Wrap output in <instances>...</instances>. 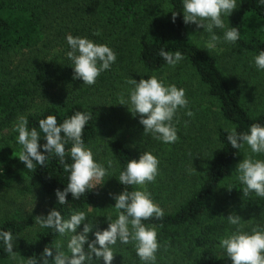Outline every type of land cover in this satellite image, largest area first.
Wrapping results in <instances>:
<instances>
[{"label":"trees","instance_id":"16d2710c","mask_svg":"<svg viewBox=\"0 0 264 264\" xmlns=\"http://www.w3.org/2000/svg\"><path fill=\"white\" fill-rule=\"evenodd\" d=\"M173 11L179 13L174 23ZM182 12V0H0V137L23 115L29 129L40 132L39 143L44 144L39 120L54 115L59 124L77 111L89 114L92 119L83 140L89 148L103 142L101 154L108 157L107 164L113 162L116 195L124 190H147L164 212L161 219L143 221L157 228L161 247L156 264H223L216 250L219 238L236 230L227 216L239 215L246 232L257 222L264 223V197L243 194L244 185L238 178L231 179L243 149L232 148L225 130L235 125L238 132H247L252 124L264 125V111L253 114L245 107L242 92L232 87L218 57L192 42ZM224 21L226 28L215 30L221 38L227 27L240 31L235 44L224 42L231 52L255 57L264 50V5L259 0H237V8ZM69 34L107 44L117 54L115 63L93 85L74 78L66 55ZM161 48L173 53L179 50L185 59L171 67L160 57ZM150 75L184 88L194 113L188 117L185 109L178 111L179 139L174 144L144 135L139 115L130 112V105L119 104L121 97L128 98L131 78L139 82ZM17 136L0 147V190L14 185H24L26 193L36 190L45 202L41 217L53 208L65 219L74 211H85L93 224L89 239L94 240L96 231L107 228L108 211L118 215L115 200L106 197L100 203L89 189L78 200L69 193L67 203L60 205L55 191L68 183L66 165L72 163V142L65 144L64 164L52 153L45 167L36 164L28 169L18 158L22 147ZM143 151L159 158L156 180L143 189L121 184L120 172ZM218 193L226 196L214 206ZM31 223L32 218L23 216L0 222V231H10L18 239L22 264L28 258L41 261L45 247L55 249L58 240L63 242L62 250L68 251V240L64 242L52 228L38 225L29 233ZM82 228L83 224L78 229ZM113 249L112 264H143L136 255L135 241H118ZM9 258L0 242V264Z\"/></svg>","mask_w":264,"mask_h":264},{"label":"clouds","instance_id":"9594fccd","mask_svg":"<svg viewBox=\"0 0 264 264\" xmlns=\"http://www.w3.org/2000/svg\"><path fill=\"white\" fill-rule=\"evenodd\" d=\"M259 4L264 5V0H259ZM182 7L184 23H193L209 34L205 43L207 50L217 49L221 40L235 44L239 39L240 31L237 27H227L222 38L215 31L226 28L224 16L229 17L237 8V0H182ZM178 14L172 12L173 23ZM66 41L70 48L66 55L72 62L74 78L82 79L83 84H95L97 77L109 70L117 59V54L110 46L96 43L88 37H74L69 34ZM159 55L171 67H176L185 59L179 50L173 53L161 48ZM253 62L257 70L264 71V50L253 58ZM128 83L133 87L127 100L121 97L119 104L130 105V112L134 116L139 115L144 135H151L163 144L176 143L179 139L178 111L185 109L186 116H194L188 107L189 100L185 89L178 88L175 84H166L156 75H150L148 79L141 78L139 82L131 78ZM90 119L92 117L89 114L77 111L58 124L54 115H48L39 120V129L46 140L44 144L39 143L40 132L36 128L29 129L26 116H19L14 125V130L18 133L17 143L22 147L18 158L28 169H33L36 164L45 167V162L52 153L64 164L65 144L72 142V163L66 165L69 171L68 183L63 190L55 191L60 205L67 203L69 193L72 199L78 200L89 189L102 186L108 168L112 167L111 160L108 161V168L99 163L91 148L85 145L83 133ZM225 131L228 132L227 141L232 148L240 150L247 145L252 154H264V125L252 124L247 132H238L237 127L233 125ZM41 148L44 151H41ZM159 163L157 155L151 151H143L138 159H130L127 162L118 180L123 185H136L143 189L147 183L156 180L159 175ZM235 171L238 173V180L244 185L243 194L254 192L258 197H264V160L246 155ZM113 198L118 215L114 220L111 216L107 217V228L96 231L94 240L89 239L93 224L89 223L85 211H74L65 219L60 211L53 208L46 216L37 217L36 223L41 228H52L61 237H70L67 241L68 251L62 250L63 242L58 240L55 249L45 247L41 261L28 258L27 264H97L101 259L103 264H112L116 254L113 246L118 241L128 244L130 240L135 241L136 255L143 264H156V254L161 247L157 228L148 226L143 221L152 217L161 219L163 210L154 203L147 190H124ZM226 219L230 225L236 226V230L220 237L219 247L231 259L232 264H264V226H257L251 232H246L242 230L243 219L239 215L232 213ZM82 224V231L77 232ZM0 242L4 250L16 259L17 253L13 251V233L0 231Z\"/></svg>","mask_w":264,"mask_h":264},{"label":"rangeland","instance_id":"374dc122","mask_svg":"<svg viewBox=\"0 0 264 264\" xmlns=\"http://www.w3.org/2000/svg\"><path fill=\"white\" fill-rule=\"evenodd\" d=\"M189 32L192 42L205 47L209 34L204 32L202 27L197 28L195 24L189 23ZM210 51L218 57L220 67L232 87L237 88L242 92L243 104L245 107L253 114L264 111V72L257 70L253 62L254 57L249 55L234 54L225 46L224 42H220L217 49ZM14 125L15 122L12 124V127L1 132V148L2 146H5V143L12 142L10 137L13 139L16 137L17 132L14 130ZM102 144V141L94 144L91 150L94 154V158L98 159L99 163L108 168V164L106 163L108 157L101 154L103 148L100 146ZM246 155H252L254 159L264 160V154H252L251 150L246 145L241 151L240 156H238L234 162L232 169L233 175L231 179H237L238 173L235 171L236 167ZM113 173L114 169L112 167L108 168V174L104 177L105 183L102 186L98 185L93 188V191L98 196L100 203H102L106 197L113 200V196L116 195V182L115 178L112 176ZM225 196V193H218L214 206L220 205L221 198ZM44 210L45 202L36 190L31 193H26L24 185H14L8 189L0 190V222L4 219L16 216L32 218L31 226L28 229V232L30 233L39 225L36 223V218L41 217ZM113 213L114 212L108 211L107 215L111 216L114 220L117 216ZM105 224L108 226L107 218L105 220ZM257 226H264V223L257 222L254 227L256 228ZM77 232H80V230L78 229ZM63 239L65 242L69 239V237L65 236ZM17 241L18 239H15L13 244V251L17 253V258L13 259L10 255L9 260L4 264H22L21 255L17 250ZM216 250L223 264H232L231 259L224 254L223 249L217 247Z\"/></svg>","mask_w":264,"mask_h":264}]
</instances>
